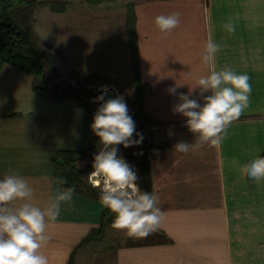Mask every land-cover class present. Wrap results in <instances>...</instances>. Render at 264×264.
I'll return each mask as SVG.
<instances>
[{
    "label": "crops",
    "instance_id": "crops-1",
    "mask_svg": "<svg viewBox=\"0 0 264 264\" xmlns=\"http://www.w3.org/2000/svg\"><path fill=\"white\" fill-rule=\"evenodd\" d=\"M128 2L134 4L137 78L126 32ZM89 5L83 2L76 9L93 12L98 24L88 21L89 13L77 16L83 22L68 24L67 36L81 34L83 48L77 40L58 52L65 54L69 71L99 75L96 85L114 86L116 96L132 85L134 100L139 85L144 111L157 123L139 120L136 132L150 145L152 191L163 201L165 219L157 233L127 243L110 236L111 219L101 238L76 250L73 264H264V186L243 177L233 163L264 156V0H114ZM69 8L68 0L64 12ZM173 11L181 13V24L162 39L153 18ZM230 17L234 33L224 28ZM209 37L222 46L216 70L227 65L249 75L250 104L219 148L205 145L185 155L173 146L181 140L193 142V135L184 126L186 118L173 112L179 100L167 89L206 72L199 54ZM45 40L56 54L58 78L75 83L61 74L55 43ZM80 52L88 64L78 62ZM32 79L10 64L0 69V178L9 169L18 171L34 188L33 203L44 207L63 189L54 176L56 152L93 143L90 124L96 109L78 107L71 99L47 98L33 90ZM187 91L186 85L177 89ZM104 209L99 199L75 192L73 202L63 205L57 221L48 225L50 240L41 251L49 264H67L82 238L100 226ZM134 242L140 243L130 244Z\"/></svg>",
    "mask_w": 264,
    "mask_h": 264
},
{
    "label": "clouds",
    "instance_id": "clouds-1",
    "mask_svg": "<svg viewBox=\"0 0 264 264\" xmlns=\"http://www.w3.org/2000/svg\"><path fill=\"white\" fill-rule=\"evenodd\" d=\"M153 24L161 38H167L180 26L181 13L157 15ZM224 28L228 33L235 32L233 18L228 19ZM221 47L209 37L199 54L206 72L191 83L175 81L167 89L179 100L173 112L186 118L184 126L193 135L191 143L183 140L175 143L173 148L177 153H196L205 145L219 148L227 138L228 128L249 107L252 91L249 75L227 65L220 70L215 68ZM185 85L188 91L178 93L177 89ZM101 87V94L94 98V102L100 103L90 124L100 148L93 156L88 181L94 189H99L101 206L113 214L112 229L123 231L128 238L145 239L157 233L163 224V201L155 191L141 189L134 167L118 155V145L125 148L139 145L143 137L136 132L124 97L105 99L107 88ZM134 134L136 139H133ZM233 163L243 177L258 187L264 186V156L257 154L243 164ZM74 193V188H64L50 197L44 207L37 206L33 203L34 188L28 178L9 169L0 178V264H49L48 257L41 251L50 240L48 225L57 221L63 205L73 202Z\"/></svg>",
    "mask_w": 264,
    "mask_h": 264
},
{
    "label": "trees",
    "instance_id": "trees-1",
    "mask_svg": "<svg viewBox=\"0 0 264 264\" xmlns=\"http://www.w3.org/2000/svg\"><path fill=\"white\" fill-rule=\"evenodd\" d=\"M88 4H99L114 0H80ZM40 2H47L54 12H64L68 0H0V69L4 64H10L32 75V88L35 92L50 99H71L78 107L97 109L99 101L94 102V96L89 88L64 78H58L55 53L44 42L33 28V7ZM126 32L131 52V66L137 78L139 71L137 37L135 28L134 4L127 3ZM84 77L85 74L80 73ZM136 108L132 116L143 122L157 123L147 115L143 107V92L137 85L135 93ZM135 135V134H134ZM136 137V136H135ZM149 147L145 139L129 156L136 159L137 176L141 189L152 192ZM98 137L94 134L93 143L86 148L59 149L53 158L55 164V179L61 188L72 187L75 192L93 199H99V189H94L87 176L91 171L93 156L99 150ZM77 165L79 167L77 168ZM60 180L65 183H59ZM113 214L104 209L99 227L93 228L82 238L79 245L71 253L67 264H73L76 250L87 241L101 238L104 226ZM164 238V235L161 236ZM134 242L130 244H138Z\"/></svg>",
    "mask_w": 264,
    "mask_h": 264
},
{
    "label": "rangeland",
    "instance_id": "rangeland-1",
    "mask_svg": "<svg viewBox=\"0 0 264 264\" xmlns=\"http://www.w3.org/2000/svg\"><path fill=\"white\" fill-rule=\"evenodd\" d=\"M70 3V8L69 11L66 12H54L52 11L48 6H46L47 2H40L37 3L34 7H33V11H32V16H33V28L36 31V33L38 34V36L40 37V39H42L44 42L48 43L45 39H48L50 41H52L53 43H55L54 45L56 46L58 51H66V46L68 45V42L71 41H77V40H81V43L77 44L78 48H83V43H82V37L81 34L78 33H73L71 34L69 37L67 36V32H68V24L72 21L73 23H81L83 21L78 20V15L81 14H85L88 15V13L90 14L88 17V21L91 24H98L100 22L99 17H94L93 12H91L90 10L87 9H82L81 6L78 7V9H76V6H78L79 4H82L83 2L80 0H69ZM87 6H90L89 4L86 3ZM89 8V7H87ZM91 8V7H90ZM93 8V7H92ZM69 12V14H68ZM70 16H71V20H70ZM87 18V17H86ZM70 20V21H69ZM69 40V41H68ZM50 44V43H49ZM79 59L78 62L83 64H88L89 62L86 60V54H82V52L79 53ZM55 60H56V54H55ZM66 58H65V54L58 52V60H57V64L58 67L61 71V74L63 76H70L71 78H73V80L75 81V83H79L80 85H84L87 86L89 88V86L91 85H96V83H98L101 78H99V75H92L91 77H84L82 75H80V71L75 72L73 69L71 71H69V69L67 68V64H66ZM69 61H73V60H69ZM74 62V61H73ZM57 67V65H56ZM132 92H133V86L132 85H125L122 89V96L125 98V102L127 104V107L129 109V115L132 117V119L135 122V128L136 131L138 129V126L140 125V121L138 118L133 117L131 114L132 112L135 110L136 108V103L134 100H132ZM136 135L133 136V139H136L137 137H135ZM137 145H133L130 147H123L122 145H118L117 147L119 148V153L118 155L122 156L129 164L130 166L134 167V169L137 171L138 166L136 167V159L132 158L129 156V154L132 151H135ZM88 179V176H87ZM111 237H115L116 239H118L119 236L123 237L122 241H124V243H127L131 240H133L132 238H128L123 234V231H115L112 229L111 227Z\"/></svg>",
    "mask_w": 264,
    "mask_h": 264
},
{
    "label": "water",
    "instance_id": "water-1",
    "mask_svg": "<svg viewBox=\"0 0 264 264\" xmlns=\"http://www.w3.org/2000/svg\"><path fill=\"white\" fill-rule=\"evenodd\" d=\"M89 91L93 94L94 97H97L101 94L102 88L97 85L89 86ZM116 89L114 86L107 87V95L105 99L114 98L116 96Z\"/></svg>",
    "mask_w": 264,
    "mask_h": 264
}]
</instances>
